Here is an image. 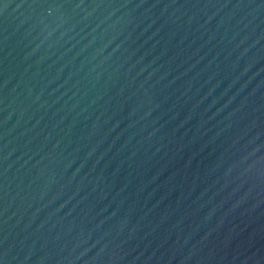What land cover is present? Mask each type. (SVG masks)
<instances>
[{
	"label": "water",
	"instance_id": "obj_1",
	"mask_svg": "<svg viewBox=\"0 0 264 264\" xmlns=\"http://www.w3.org/2000/svg\"><path fill=\"white\" fill-rule=\"evenodd\" d=\"M0 264H264V0H0Z\"/></svg>",
	"mask_w": 264,
	"mask_h": 264
}]
</instances>
